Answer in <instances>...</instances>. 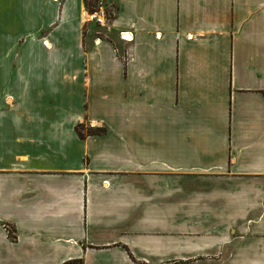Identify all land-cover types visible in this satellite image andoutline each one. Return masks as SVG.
<instances>
[{
  "label": "crops",
  "instance_id": "1",
  "mask_svg": "<svg viewBox=\"0 0 264 264\" xmlns=\"http://www.w3.org/2000/svg\"><path fill=\"white\" fill-rule=\"evenodd\" d=\"M114 3L0 0V264H264V0Z\"/></svg>",
  "mask_w": 264,
  "mask_h": 264
},
{
  "label": "built area",
  "instance_id": "2",
  "mask_svg": "<svg viewBox=\"0 0 264 264\" xmlns=\"http://www.w3.org/2000/svg\"><path fill=\"white\" fill-rule=\"evenodd\" d=\"M55 1V0H54ZM97 5H100L97 9L96 6L93 7L92 11H88L87 19L89 22H94L96 25L100 27H105L110 25V23L113 21L114 14L107 15L106 12L103 9V0H99ZM128 33L121 34V38L123 41H129L126 36H128ZM96 127V126H95Z\"/></svg>",
  "mask_w": 264,
  "mask_h": 264
},
{
  "label": "trees",
  "instance_id": "3",
  "mask_svg": "<svg viewBox=\"0 0 264 264\" xmlns=\"http://www.w3.org/2000/svg\"><path fill=\"white\" fill-rule=\"evenodd\" d=\"M99 2V0H85V6L87 8V10L89 11L90 8L95 7V5ZM92 3V4H91ZM94 4V5H93ZM77 134L78 136L84 140L87 136H92V135H96V134H103L102 131H93L91 128H87L84 125H79L77 127ZM66 264H82V262L80 261H72Z\"/></svg>",
  "mask_w": 264,
  "mask_h": 264
},
{
  "label": "rangeland",
  "instance_id": "4",
  "mask_svg": "<svg viewBox=\"0 0 264 264\" xmlns=\"http://www.w3.org/2000/svg\"><path fill=\"white\" fill-rule=\"evenodd\" d=\"M95 6H96V9H97L100 5H97L96 4ZM92 9L93 8H90V11H92ZM103 9H104V11L106 12V14L108 16L114 14L115 13V10H116V6H115V3H114V0H103ZM93 126L95 127L96 124H94ZM95 128H97V126Z\"/></svg>",
  "mask_w": 264,
  "mask_h": 264
},
{
  "label": "bare ground",
  "instance_id": "5",
  "mask_svg": "<svg viewBox=\"0 0 264 264\" xmlns=\"http://www.w3.org/2000/svg\"><path fill=\"white\" fill-rule=\"evenodd\" d=\"M126 38L129 40L130 39V35L126 36Z\"/></svg>",
  "mask_w": 264,
  "mask_h": 264
}]
</instances>
